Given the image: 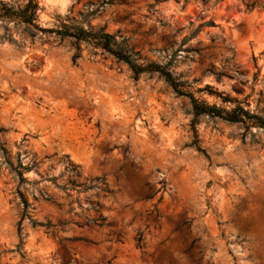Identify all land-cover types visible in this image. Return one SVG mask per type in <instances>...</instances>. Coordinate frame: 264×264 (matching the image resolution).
<instances>
[{"label": "clouds", "instance_id": "clouds-1", "mask_svg": "<svg viewBox=\"0 0 264 264\" xmlns=\"http://www.w3.org/2000/svg\"><path fill=\"white\" fill-rule=\"evenodd\" d=\"M0 264H264V0H0Z\"/></svg>", "mask_w": 264, "mask_h": 264}]
</instances>
